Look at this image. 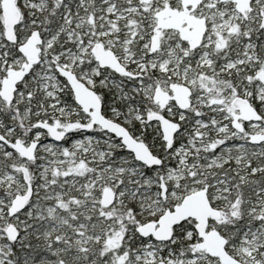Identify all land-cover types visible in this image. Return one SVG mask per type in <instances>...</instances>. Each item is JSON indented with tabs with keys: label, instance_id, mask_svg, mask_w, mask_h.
<instances>
[{
	"label": "snow or ice",
	"instance_id": "snow-or-ice-1",
	"mask_svg": "<svg viewBox=\"0 0 264 264\" xmlns=\"http://www.w3.org/2000/svg\"><path fill=\"white\" fill-rule=\"evenodd\" d=\"M0 264H264V0H0Z\"/></svg>",
	"mask_w": 264,
	"mask_h": 264
}]
</instances>
